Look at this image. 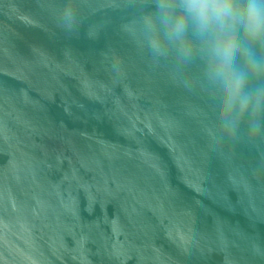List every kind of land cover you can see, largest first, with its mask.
Here are the masks:
<instances>
[{
	"label": "water",
	"instance_id": "water-1",
	"mask_svg": "<svg viewBox=\"0 0 264 264\" xmlns=\"http://www.w3.org/2000/svg\"><path fill=\"white\" fill-rule=\"evenodd\" d=\"M156 3L0 0V264H264V97L222 118Z\"/></svg>",
	"mask_w": 264,
	"mask_h": 264
},
{
	"label": "clouds",
	"instance_id": "clouds-1",
	"mask_svg": "<svg viewBox=\"0 0 264 264\" xmlns=\"http://www.w3.org/2000/svg\"><path fill=\"white\" fill-rule=\"evenodd\" d=\"M158 21L145 19L149 43L159 52L162 43L176 44L190 53L188 33L201 41L210 42L209 57L212 76L220 89L222 118L235 110L243 114L250 106L259 105L264 89L246 91L249 74L264 75V56H257L255 45L264 48V0H157ZM244 40L237 42L236 33ZM241 58L247 71L238 68Z\"/></svg>",
	"mask_w": 264,
	"mask_h": 264
}]
</instances>
